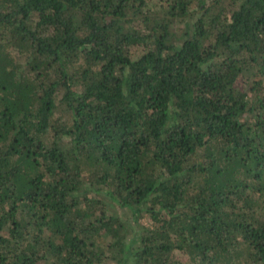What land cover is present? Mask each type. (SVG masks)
I'll return each mask as SVG.
<instances>
[{
  "label": "trees",
  "instance_id": "16d2710c",
  "mask_svg": "<svg viewBox=\"0 0 264 264\" xmlns=\"http://www.w3.org/2000/svg\"><path fill=\"white\" fill-rule=\"evenodd\" d=\"M107 262L264 264V0H0V264Z\"/></svg>",
  "mask_w": 264,
  "mask_h": 264
},
{
  "label": "rangeland",
  "instance_id": "374dc122",
  "mask_svg": "<svg viewBox=\"0 0 264 264\" xmlns=\"http://www.w3.org/2000/svg\"><path fill=\"white\" fill-rule=\"evenodd\" d=\"M140 223L147 226V225L150 224V220H149V218L147 216H144V217H142L140 219ZM105 264H115V263H113V262H107Z\"/></svg>",
  "mask_w": 264,
  "mask_h": 264
}]
</instances>
